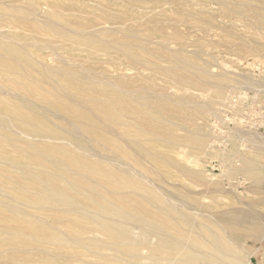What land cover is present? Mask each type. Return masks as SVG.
<instances>
[{
    "label": "rangeland",
    "instance_id": "rangeland-1",
    "mask_svg": "<svg viewBox=\"0 0 264 264\" xmlns=\"http://www.w3.org/2000/svg\"><path fill=\"white\" fill-rule=\"evenodd\" d=\"M88 39H92L94 44H89ZM26 41L30 43L27 44ZM17 42H23L24 46L22 44L19 46ZM125 42L128 44L125 45ZM0 44V61L16 65V71L22 74L24 69L20 63L23 62L17 60L16 62L14 56L5 47L9 45L26 49L30 57H33V64L29 69L30 79L47 89L50 88L55 100L71 105L81 103L90 115L95 116L93 125L97 126L96 130L107 137L117 138L140 164L117 156L110 144L102 143L92 130H83L64 112L43 101H37L42 106L35 101L34 107L39 115L50 128L59 132L51 135L48 140L44 138L45 141L38 142L40 145L67 148L87 162L103 163L101 165L110 166V169L120 173L126 167L127 171L128 169L133 171V175L129 173L130 171L127 172L132 180L143 182V188L146 186L144 192L139 193L148 192L164 200L168 199L174 205L177 203L179 208L183 206L181 209H185L186 212L192 205L188 202L194 199L193 208L202 205L197 209L201 212L200 208L204 209L199 213L200 217H208L211 214L213 219L216 217V220L223 222L222 219L226 220L228 217L227 213L241 214L244 210L243 213L251 215L248 216L250 219L251 217L255 219V223L263 225L256 226L254 222L252 223V219L250 223L246 222L255 225L254 229L253 225H249L255 232L257 230L253 237L255 232H252L244 222L241 227L243 230L240 231L242 238L235 239L234 244L237 246L240 243L246 248L251 247L249 250L241 245L237 247L242 253L245 252L248 264H264V239L261 238L264 237L262 236L264 235V202L262 201L264 200V166H261L264 165V0H0ZM139 44L141 46H138ZM178 56L195 59L198 65L206 68L208 77L198 78L196 69L182 65ZM154 64H157L158 68ZM171 65L176 66L179 74L188 78V81L183 82L179 75L170 72ZM61 66L72 67L78 71V84L95 83L97 86L113 89L123 99H127L130 104L123 113L124 120L129 124L139 121L137 109L142 108L150 113L160 112L166 118H164L166 122L159 124L176 133L178 139L176 142H156L153 135L139 134L132 127L128 128L130 135L127 138L120 136L122 127L101 118L100 112L92 103L86 100L80 102L79 99L67 96L64 91L57 90L52 81L44 76V67H50L49 69L57 75L58 67ZM2 69L0 67V80L4 81V78L17 75ZM36 79L39 81L37 82ZM62 81L67 83L65 78H62ZM191 82H194V85ZM208 83L216 88H211ZM207 85L210 86L209 89ZM1 86L4 89L0 90V95L11 97L13 100L24 99L20 92L12 90L8 84ZM68 87L73 89L72 91L77 89L76 84H69ZM5 89L6 92L9 90L7 94L3 92ZM219 89L225 91H222L218 99L214 97L213 92ZM99 97L107 96L100 93ZM161 102L178 109L175 113L178 117L169 115ZM145 119L149 121L150 117L145 116ZM0 120L3 121L0 122V135L22 138L23 141L31 139L25 135L19 125L8 120L5 115L0 114ZM171 120L174 122L170 123ZM195 137L200 138L202 142L195 143ZM3 141L4 143H0V150L11 157H17L19 155L17 143L11 140L7 142L0 137V142ZM79 144H84L85 147L82 145L80 147ZM72 145L76 146V150H73L75 147ZM245 157L248 161L256 162H252L254 172L245 170L243 165H246L247 160H241ZM198 159L200 160L197 161ZM118 164L119 169L124 168L121 170L115 168L114 166ZM14 165L19 167L20 163ZM182 165L191 167V171H183ZM240 166L244 168L241 169ZM0 168L13 170V167L2 162ZM35 171L40 172L39 169ZM13 174L18 175L17 172ZM254 175H258L259 178L256 179ZM74 178L82 185L97 180L95 175L81 177L82 179L74 175ZM5 190L12 192L9 186ZM129 195L133 194H124L122 197L130 198ZM139 195L134 194L135 198L131 196L133 199L137 198L136 203L141 199L138 204L143 201ZM188 195L191 197L190 200H187ZM181 198L187 200L186 204L190 205H186L185 200ZM0 200L6 198L0 195ZM255 201L257 202L253 205ZM196 203L199 205H195ZM20 205L27 208L23 204ZM149 205L152 209L148 211H158L152 204H148L147 208ZM248 206L249 210H247ZM193 208L189 212L193 213L195 211ZM0 210L9 214L6 207L0 205ZM198 210L194 212L197 214L194 215L196 217H199ZM205 212L208 215H203L206 214ZM223 223L226 226V221ZM244 225L248 226L246 230L249 234L244 231ZM139 226L133 224L129 227L130 232L135 235L132 234L134 239H140V242L146 240L149 243L144 242L136 247L138 258L128 256L126 258L110 247L93 246L89 249L91 253L82 250V253L86 254L81 257L73 258L70 253H64L68 256L65 258L66 262L120 264L117 259L123 256L127 260H133V262L128 260L126 264H156L144 259L146 252H149L148 247L153 242L151 246H154L156 238L154 235L146 238ZM251 232L254 234L250 235ZM95 234H92L95 239L109 240L105 233ZM248 235L251 237L249 238ZM10 243L21 245L20 240L13 242L0 240V264H48L43 261V255L34 250L15 252L14 259L9 257L6 251L11 248ZM55 248L59 250L55 253L60 254L62 250L65 251L62 247ZM103 255L104 258L112 256L116 260H103ZM140 255L144 258L141 259ZM52 264L61 263L54 261Z\"/></svg>",
    "mask_w": 264,
    "mask_h": 264
},
{
    "label": "bare ground",
    "instance_id": "bare-ground-1",
    "mask_svg": "<svg viewBox=\"0 0 264 264\" xmlns=\"http://www.w3.org/2000/svg\"><path fill=\"white\" fill-rule=\"evenodd\" d=\"M58 33L61 34L60 32ZM163 40L165 39H162V41ZM87 42L89 44H94V41L92 39H88ZM17 43L20 46L23 42L22 43L17 42ZM127 44L128 43L125 42V45ZM23 46L21 47L24 48ZM138 46H141V44H139ZM5 48L10 52L12 56H14L15 61L17 60L23 62V64L22 63L20 64L23 65L24 74H22L20 71H16V67H15L16 65L12 63L9 64L0 61V67L10 71L11 73L18 75V76L13 75L6 79L4 78V81L0 80V90L4 89V87L1 85L8 84V86L12 90L20 92L21 95H23L24 99L13 100L11 97L0 95V114L5 115V117L8 120L19 125L22 128L25 135L31 138L29 139L27 137L29 140L26 139L27 141L25 140L23 141L22 138L20 139L18 137L9 136L5 134L0 135V137L7 142L11 140L17 143L16 146L19 152V155L17 157H11L5 151L0 150V163L2 162L13 167V170L0 168V178H1L0 195H3L6 198V200H0V205L6 207V209L9 212L8 214L4 210H0V240H3V242H13L15 240H20L21 243V245L19 246H16L14 244L12 245V243H10L12 246L10 249L6 251L9 254L8 255L9 257L14 259L15 254L13 253L15 252H28L34 250L41 253L43 255L42 257L43 261L48 264H52L54 261H58L61 264H69L68 262H66L65 259L66 257H68L65 255L66 252L70 253L69 255L73 256V258L79 256L81 257V255L86 254V253H82V250L91 253V250L89 249L93 246H97V247H107V248L110 247L112 250L113 249L117 250L116 252H119L121 255H125V257L128 256V257L138 258L139 254L136 253V247L142 243L144 244L146 240L143 242H140L139 241L140 239L135 240L134 239L135 235L130 232L129 227L130 225L132 226L133 224H139L140 225L139 229L141 230L142 228V232L146 238H148L147 236L150 235H154L155 236L154 238H156V242L154 246H151L154 242L151 245L149 244L150 246L147 249L149 250V252L148 251H147L148 253L146 252V255L144 256L145 258L143 257V255H140V258L143 257L145 260H149V262L151 263L157 264L159 262L158 264H160L161 262L163 263L165 262L166 264H248V261H246L247 256L244 255L245 252L242 253L241 252L242 250L240 251V248L239 249L237 248L241 244L239 243V245L237 246L234 244L235 239L242 238L240 231L243 230V229L241 230V227H243V223L245 222V224H248L246 222L250 223L251 219H252V223L255 221V219H253L252 217L250 219L249 216L251 215L248 214L249 215L248 216L247 214L243 213L244 210L241 214L240 213L237 214L234 210L235 213H233V215L229 214L232 215L230 217L226 212L228 217L226 215L225 216L227 217V219L226 220L222 219L223 222L226 221V226H227L226 227L222 221L220 222L219 220H216V217L213 219V216L211 214H209L212 216L210 218L208 215V213L210 212H208V210H207L208 213L205 212L206 214H203V215H208V217L206 216L200 217L201 215H199V213L201 211H199L198 209L199 207H202V205L197 206L198 209L196 206H195L196 209L195 207L193 208L194 199H192L190 202L187 201L191 199L189 195L187 196V200L182 199L183 196L181 198L183 201L185 200L184 201L185 204L186 202L192 204V205L189 204L191 207L188 208V211L186 212L185 209H181V207L183 206L179 208L177 206V203H175L174 205L171 202H169L170 200L168 199L164 200L160 196L154 194L152 195L149 194L148 192L147 193L145 192V194L139 193V192H144L146 186L145 188H143L142 186L143 182L140 183L141 182L140 181L138 183L137 182L138 180H136V182L138 183L137 185L135 180H132V178L127 173L130 171L129 173L133 175L132 174L133 171H131L130 169H128L127 171L126 167L125 170L124 167H120L119 169L118 168L119 164L118 166H114L119 170L124 168L122 170V172L124 173L122 172L120 173L117 172L116 170L113 171L112 169H110V166L107 167L105 165H101L103 163L98 164L97 162L96 164H93L87 162L85 161V159L83 160L82 158L78 157L74 152L70 151L67 148L54 146V145H44V144L40 145V143L38 142H43L45 141L44 138L49 139L51 135H56L59 132L52 127L50 128L47 125L44 118L39 115L38 111H36L35 109L36 107H34L35 101L37 104H39V102L37 101H43L45 103L54 106V108H56L57 110L62 111L68 116H70L83 130L86 131L92 130L93 132H95L98 138L102 140V143L110 144L113 147L112 151L117 156L129 160L132 163L134 161L136 164H140L138 159H136L135 156L127 150L126 146H124V144L121 143L117 138L107 137L106 135H103L102 133L96 130L97 126L93 125L94 120H96L95 116L93 117L92 115H90L84 109L81 103L75 104L76 105L75 106V105L63 103L59 100H55V97L53 96L54 93L50 90L49 87H48L49 89H47V87L45 88L43 85L36 83L30 79L31 75L29 73V69L32 67L33 57L32 58L30 57L27 51H25L26 49L22 50V49L14 48L9 45H7ZM175 48L177 49V47ZM30 52L31 51H29V53ZM178 57H179L178 60H180L183 63L182 65L185 64L184 66H187V68L189 66H192L193 68L196 69L199 75L198 76L196 74L198 78L208 77L209 74L206 68L205 67L203 68V66L198 65L195 59L184 58L183 56H178ZM140 63L141 62H139V64ZM182 65L179 66L183 68L184 66L182 67ZM154 66H157V64L156 65L154 64ZM49 68L50 67L48 68L44 67L43 74L52 81L53 86L57 90L64 91V93L67 96L75 99H79L80 102L86 100L92 103L93 106H95L97 110L100 112L101 118L103 117L109 120L112 124L117 125L118 127H122V130H120L121 131L120 136L127 138V136L130 135V131L128 130V128L132 127L136 129V132L139 134L148 133L153 135L154 141L156 142L158 141L176 142V140L178 139L176 133H173L171 132V130L164 128L163 124H162L163 126L159 124L166 122L164 120L165 118L164 115L160 114V112L150 113L149 111H146L142 108L137 109L136 112L138 114L139 121H137L134 124H129L128 121L124 120L123 110H126L127 106H129L130 103L127 99H123L121 96H119L116 91H114L113 89L106 88L104 86L103 87L97 86L95 83H90L88 85L78 84L77 78L79 76V73L75 68L66 67V66L58 67L59 69L57 71V75ZM195 69H194V73H195ZM170 72L179 75L180 79L183 82L188 81V78L179 74V69L176 68V66L174 67L171 65ZM58 75H60V77ZM189 76L191 77V75ZM62 78H65L67 83L66 82L64 83L62 81ZM195 81L197 80H194V82ZM194 82L191 83L193 84ZM229 82L227 83L229 84ZM69 84H76L77 89H75V91H72L73 89L71 90L68 87ZM220 84L223 85V83L221 82ZM208 85L210 84L208 83ZM210 86H208V89L210 88ZM213 87L216 88L215 86H211V88ZM227 88H229V86ZM225 89L223 90L225 91ZM210 90L208 93H210ZM223 90L219 89L214 91L213 92L214 97H218L219 99V96L222 95ZM3 92L7 94L9 90H7L6 92L5 89ZM100 93L106 95L107 97L100 98L99 97ZM161 104L162 106L165 107V109H167L166 112L169 113V115L172 114L178 117L175 114L178 112V109L176 108L173 109L172 107H170L171 105L169 104L170 105L169 106L166 102H161ZM145 116H149L150 120L147 121L145 119ZM0 122L3 121L0 120ZM171 122L174 121L171 120L170 123ZM12 125L14 124L12 123ZM78 126L75 127L78 128ZM65 130L69 131L67 129ZM70 132L72 131H69V133ZM53 139L54 138H52V140ZM194 142L201 143L202 140L200 138L195 137ZM0 143H4V141ZM84 144L83 145L79 144V146L82 147L84 146ZM73 147H75V149L73 148V150H76V146L74 145ZM83 148L82 150L86 149ZM241 154L242 153H240V155ZM157 155L159 156L160 154ZM241 157H243V155H241ZM244 159H246V157L242 158L241 160ZM199 160L200 159H198L197 161ZM246 160L247 163L246 165L243 166H245V170L252 172L253 171L252 162L254 161L251 160L248 161V159ZM15 163H20V166L17 167L16 165H14ZM243 166H240V168L241 169L244 168ZM130 167H132V165ZM181 167L183 171H187V172L191 171V167H187L185 165H182ZM15 168H17V170ZM35 169H39L40 172H36ZM260 169H262V167ZM14 172H17L18 175H14L13 174ZM74 175H78L80 176V178L89 177V175H95L97 176V180L91 179L92 182L89 181L91 183L82 185L74 178ZM258 175H254V177L257 179L259 178ZM260 182L262 183V181ZM7 186H9V188L11 189L12 191L11 193L5 190ZM130 188L132 190H129ZM146 190L150 192L149 189ZM225 190L226 189H224V191ZM129 193L133 195L140 194L139 196L142 198L143 201H141V203L138 204L139 201L141 200L138 199L139 201L138 203H136L137 198L136 199L131 198V196L133 195H129L130 198L128 196H127L128 198L122 197V195ZM111 195L112 196L115 195L116 197H112ZM237 197L239 198V196ZM262 201L264 202V200ZM256 202L257 201L253 202L252 204L254 205ZM259 202L257 204H259ZM20 204H23L25 207L38 212L35 213L34 211H30L27 208L25 209ZM148 204L154 205L158 211L157 212H155V210L148 211V209L149 210L152 209L150 205H149L150 208L149 207L147 208ZM252 204L251 206H253ZM178 205L180 206L181 204ZM195 205H199V204L196 203ZM191 208H193V210L195 209V211L197 210L199 211L197 212L199 217H196L197 214L194 213L195 211L193 212L194 214L192 212H189L192 210ZM249 209L250 208L248 206L247 210ZM200 210H202L203 212L204 209L200 208ZM211 213L213 214V211ZM195 214L196 216H194ZM252 223L251 225H253ZM254 224H256V226L263 225L255 222ZM249 225L250 224H248V226ZM244 226H245L244 227V231H245L247 225ZM250 226L249 228H251ZM254 226L255 225H253V229ZM253 229L251 228L252 232L254 231ZM99 232L102 234L103 233L107 234L109 240L102 241L99 238L101 240L100 241L98 239H95L94 236H92V234L96 233L95 235H97V233ZM252 232L250 233V235L254 234ZM256 232L253 235V237L256 235ZM243 233L245 234V232ZM259 234L261 235V233ZM245 237L247 238V235H245ZM250 237L251 236H249V238ZM261 238L264 239V237ZM150 239L151 238H149V240ZM146 243L149 242L147 241ZM55 247H62L65 249V251L63 252L62 250V253L60 254L59 252L55 253V251H59ZM250 248L247 247L246 249L249 250ZM248 250L247 252L250 253V251ZM244 251L246 250L244 249ZM254 252L255 251H253L252 254H254ZM122 257L123 256H120V259L118 258L117 261H119L120 264H126V262L129 259L127 260L126 259L127 257L126 258L125 257L122 258ZM105 259L116 260L112 258V256L111 258L109 256L107 258H104L103 260ZM129 261L133 262V260H129ZM80 262L81 261H78L77 263ZM95 264H105V263L96 262Z\"/></svg>",
    "mask_w": 264,
    "mask_h": 264
}]
</instances>
